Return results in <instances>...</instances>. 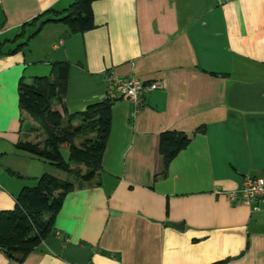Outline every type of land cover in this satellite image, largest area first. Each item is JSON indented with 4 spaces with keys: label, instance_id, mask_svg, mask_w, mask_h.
<instances>
[{
    "label": "crops",
    "instance_id": "crops-1",
    "mask_svg": "<svg viewBox=\"0 0 264 264\" xmlns=\"http://www.w3.org/2000/svg\"><path fill=\"white\" fill-rule=\"evenodd\" d=\"M72 1L0 0L1 51ZM91 12L92 30L48 23L0 56V211L40 175L62 180L15 149L39 140L18 109L20 78L67 63V114L104 99L106 72L160 89L137 111L111 105L98 184H74L22 264H264V203L224 197L264 173V0H97ZM164 131L190 140L161 176ZM0 264L16 263L0 253Z\"/></svg>",
    "mask_w": 264,
    "mask_h": 264
},
{
    "label": "trees",
    "instance_id": "trees-1",
    "mask_svg": "<svg viewBox=\"0 0 264 264\" xmlns=\"http://www.w3.org/2000/svg\"><path fill=\"white\" fill-rule=\"evenodd\" d=\"M97 0H73L62 12L48 11L52 16L39 23L26 40L0 56L13 55L22 50L27 41L48 23L63 25L71 34H81L94 28L91 3ZM11 43V41H10ZM68 64L55 62L46 76H34L28 82L20 78L16 85L17 105L34 126L39 140L18 142L15 149L76 179L77 185H90L97 179L106 144L110 107L116 101L103 99L81 112L67 114L62 98L67 89ZM58 106V109L56 108ZM197 131H201L199 128ZM183 133L164 131L158 136V154L162 160L161 176L169 163L189 143ZM65 149L66 158L61 154ZM15 177L20 178L16 173ZM76 185V186H77ZM75 185L53 176L42 174L31 187H22L14 198L13 208L0 211V253L7 259L22 264L27 255L53 234V222L64 196Z\"/></svg>",
    "mask_w": 264,
    "mask_h": 264
},
{
    "label": "built area",
    "instance_id": "built-area-1",
    "mask_svg": "<svg viewBox=\"0 0 264 264\" xmlns=\"http://www.w3.org/2000/svg\"><path fill=\"white\" fill-rule=\"evenodd\" d=\"M104 80V99L127 101L132 105L133 111L141 107L146 94L160 89L157 84L117 77L111 72L104 73ZM224 197L230 203H242L243 205H251L255 202L264 203V173L257 177H243L239 187L225 192Z\"/></svg>",
    "mask_w": 264,
    "mask_h": 264
},
{
    "label": "rangeland",
    "instance_id": "rangeland-1",
    "mask_svg": "<svg viewBox=\"0 0 264 264\" xmlns=\"http://www.w3.org/2000/svg\"><path fill=\"white\" fill-rule=\"evenodd\" d=\"M61 154H62L63 158L65 159L66 158V151H65V149H61ZM52 171H54V173L56 175L60 176L62 178V180L68 181V182H70L72 184H75L76 183V179L74 177L69 176L68 174L63 173L61 171H58V170H56L54 168H52Z\"/></svg>",
    "mask_w": 264,
    "mask_h": 264
},
{
    "label": "water",
    "instance_id": "water-1",
    "mask_svg": "<svg viewBox=\"0 0 264 264\" xmlns=\"http://www.w3.org/2000/svg\"><path fill=\"white\" fill-rule=\"evenodd\" d=\"M91 184H92V185H94V184H98V181L93 180V181L91 182ZM79 187H80V186H79Z\"/></svg>",
    "mask_w": 264,
    "mask_h": 264
}]
</instances>
